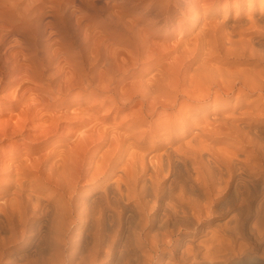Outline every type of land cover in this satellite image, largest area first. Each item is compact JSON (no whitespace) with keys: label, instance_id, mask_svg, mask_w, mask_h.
Listing matches in <instances>:
<instances>
[{"label":"bare ground","instance_id":"bare-ground-1","mask_svg":"<svg viewBox=\"0 0 264 264\" xmlns=\"http://www.w3.org/2000/svg\"><path fill=\"white\" fill-rule=\"evenodd\" d=\"M232 4L151 77L53 72L0 108V264H264V0Z\"/></svg>","mask_w":264,"mask_h":264},{"label":"rangeland","instance_id":"rangeland-1","mask_svg":"<svg viewBox=\"0 0 264 264\" xmlns=\"http://www.w3.org/2000/svg\"><path fill=\"white\" fill-rule=\"evenodd\" d=\"M233 1L221 0L217 7L201 11L199 22L193 20L198 12L190 7V0H0V108L14 103L19 97L16 94L24 89L36 92L47 88L53 72H57V81L78 67L89 76H100L105 68L123 63L129 66L128 72L122 73L126 82L134 75L151 77L156 70L150 63L157 57L167 61L176 47L191 44L202 23L232 19ZM144 38L148 42L143 44ZM146 43L150 45L147 48ZM139 45H145L147 51L140 49V55L146 53V59L137 57ZM26 72L32 73L33 80L21 76ZM16 104L20 107L22 101ZM209 144L223 150L227 139ZM208 233L200 234L199 241L210 243L212 233Z\"/></svg>","mask_w":264,"mask_h":264}]
</instances>
